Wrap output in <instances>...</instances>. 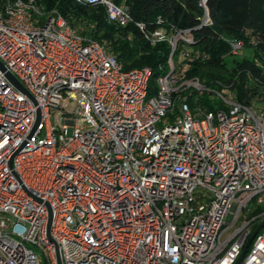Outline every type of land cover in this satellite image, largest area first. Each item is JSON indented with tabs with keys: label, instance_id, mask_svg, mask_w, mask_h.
I'll return each instance as SVG.
<instances>
[{
	"label": "built area",
	"instance_id": "built-area-1",
	"mask_svg": "<svg viewBox=\"0 0 264 264\" xmlns=\"http://www.w3.org/2000/svg\"><path fill=\"white\" fill-rule=\"evenodd\" d=\"M73 1L133 24L150 47L167 43L169 71L148 97V68L123 71L54 9L5 1L0 63L27 95L0 72V264H235L264 220L249 216L264 206V111L229 92H214L223 109H191L208 91L173 72L193 56L172 59L190 30L145 31L122 3ZM237 264H264V226Z\"/></svg>",
	"mask_w": 264,
	"mask_h": 264
},
{
	"label": "trees",
	"instance_id": "trees-1",
	"mask_svg": "<svg viewBox=\"0 0 264 264\" xmlns=\"http://www.w3.org/2000/svg\"><path fill=\"white\" fill-rule=\"evenodd\" d=\"M41 12L54 9L67 23L77 29L81 37L101 44L107 54L112 55L123 71L148 68L147 96L156 91V79L169 71L167 43L148 46L141 33L129 24L124 28L108 23L101 6H83L73 0H56L48 5L47 0H33ZM122 3L128 9L134 22L144 24L145 31L157 27L176 30L188 29L192 36L191 44L180 43L176 46L175 59L182 53L193 56L192 61L180 60L173 70L179 81L197 79L206 88L197 98L188 97L191 109L199 106L205 110L223 109L214 92L233 94L234 101L252 107L264 101V75L254 64L257 55L264 57V0H207L205 7L209 25H200L202 9L199 0H112ZM5 3V2H4ZM0 0V11L4 5ZM159 19V23L157 22ZM251 38L252 56L233 59L231 76L224 79L216 68L221 56L230 53L226 40H239L246 45L244 34ZM104 41V42H103ZM191 94H195L193 91ZM264 211L258 206L249 216ZM257 223L253 226V229Z\"/></svg>",
	"mask_w": 264,
	"mask_h": 264
},
{
	"label": "rangeland",
	"instance_id": "rangeland-1",
	"mask_svg": "<svg viewBox=\"0 0 264 264\" xmlns=\"http://www.w3.org/2000/svg\"><path fill=\"white\" fill-rule=\"evenodd\" d=\"M6 0H3V3L5 2ZM48 1V5H51L52 3H54L56 0H47ZM247 34L249 33H246L244 34V37L243 38H246V45L243 46L242 44V49L239 50L236 54H231V53H228V54H225V55H222L220 58V62H219V66L216 68V70L218 71V73L224 77V79H228L230 78V74H231V71H230V66H231V61L233 59H236V60H241L242 58H250L252 56V53H251V48L252 47V41H251V38L247 36ZM104 42V41H103ZM242 43V42H241ZM180 60V56L178 57ZM172 59L175 60V55L173 54L172 56ZM254 60V64L261 69L262 71V74L264 75V57L263 56H260V55H257L253 58ZM215 99L219 100L216 96H214ZM64 103H66L67 105V108H72L73 106V102L72 101H69L67 99H64L63 100ZM254 111L256 112H262L264 111V101L262 102H259L258 104H254L252 107H251ZM58 112L54 111L52 114H50V123L51 125H53L54 127H60V123H59V114H57Z\"/></svg>",
	"mask_w": 264,
	"mask_h": 264
},
{
	"label": "water",
	"instance_id": "water-1",
	"mask_svg": "<svg viewBox=\"0 0 264 264\" xmlns=\"http://www.w3.org/2000/svg\"><path fill=\"white\" fill-rule=\"evenodd\" d=\"M0 72L3 73L4 78L18 91H20L21 93L26 94V92L22 89V87L19 85V83L9 74L5 71V69L3 68V66L0 63ZM40 127V115L39 112L36 111V115H35V119L31 128V132L30 135L32 133H34L36 130H38V128ZM50 213L48 212V220H47V231L49 229V223H50ZM264 226V220L251 232V234L249 235L248 239L246 240L241 253L239 254L235 264H237L240 259L243 257V255L245 254L249 244L251 243L253 237L255 236V234L261 229V227Z\"/></svg>",
	"mask_w": 264,
	"mask_h": 264
}]
</instances>
